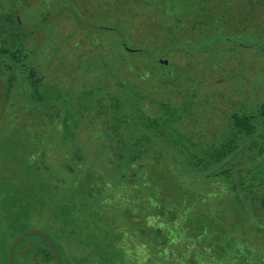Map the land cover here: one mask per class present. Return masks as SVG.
Wrapping results in <instances>:
<instances>
[{"label":"trees","instance_id":"obj_1","mask_svg":"<svg viewBox=\"0 0 264 264\" xmlns=\"http://www.w3.org/2000/svg\"><path fill=\"white\" fill-rule=\"evenodd\" d=\"M75 22L102 33L91 57L76 59L82 77L43 71L36 44H0V124L19 98L45 124L44 142L71 146L48 163L42 141L28 163L25 150L0 141V264H10L5 238L12 245L30 230L50 239L62 264H137L122 245L130 238L151 264H173L167 255L175 253L186 262L192 250L201 264H264L255 258L264 254V97L237 84L208 93L189 61L161 65L150 45L129 50L113 28ZM243 39L210 35L158 51L197 54ZM6 166L20 170L4 177ZM119 189L132 195L138 217L116 199ZM16 258L58 264L39 234L20 241Z\"/></svg>","mask_w":264,"mask_h":264},{"label":"rangeland","instance_id":"obj_2","mask_svg":"<svg viewBox=\"0 0 264 264\" xmlns=\"http://www.w3.org/2000/svg\"><path fill=\"white\" fill-rule=\"evenodd\" d=\"M26 3L31 4H24L22 0H0V44L15 46L21 40H25L28 46L36 44L34 57L44 67L43 71L51 70L66 75L68 79L70 75L84 76L76 67V59L78 56L90 58L88 47L102 33L97 30L99 28L93 29L90 35L79 29L75 20L82 17L88 23L111 27L114 32L125 35L132 50L145 49L150 45L157 50L161 65L170 63L174 66L189 61L198 72L199 88L208 93L229 90L237 84L245 87L250 96L264 97V41L257 42L264 37V0H26ZM219 34L238 40L244 37L239 43L245 46L228 44L197 54L175 51L173 55L163 57L158 51L160 47L181 42L198 43L207 36ZM110 36L117 37L113 33ZM58 57L65 61V65L56 61ZM97 75L101 73L95 72L92 77ZM68 83L70 81L66 80L65 84ZM227 93V97L232 96L237 105V98L231 91ZM15 99L11 111L6 112L1 121L0 141L6 142V150L14 149L20 155L25 150V159L31 163V154L44 142L46 126L26 104L19 98ZM9 114L12 119L6 116ZM191 125L193 129L194 125L188 123V127ZM44 143L49 149L48 163L59 161L71 151L70 145L54 146L49 139ZM6 167L4 177L10 171L20 170L19 166ZM19 172H15L18 173L15 178H19ZM126 192V189H119L116 199L121 197L120 204L138 217L133 197ZM11 240V237L5 238L4 251L9 246L11 248ZM122 245L128 254L137 258V264L152 263L149 255L142 251L144 247L139 246L134 238L127 239ZM259 254L255 258H260L262 263L264 254ZM191 255L192 258L186 262L176 253L167 256L173 264H201L194 250ZM15 261L20 264L17 258Z\"/></svg>","mask_w":264,"mask_h":264},{"label":"water","instance_id":"obj_3","mask_svg":"<svg viewBox=\"0 0 264 264\" xmlns=\"http://www.w3.org/2000/svg\"><path fill=\"white\" fill-rule=\"evenodd\" d=\"M129 50H132V49H129ZM165 64H167V62H165ZM35 234H39V235L43 236L47 240L48 244L50 245V247H51V249H52V251H53V253L55 255V258L57 260V263L58 264H62L61 261H60V259H59L58 254L56 252V249L53 246V244L50 241V239L43 232L38 231V230H30L28 232H25L24 234H22L21 236H19L15 240V242L12 244V246H11V248L9 250V260H10V264H15L14 263V259H13V254H14V250H15L16 246L20 243V241H22L24 238H26L28 236L35 235Z\"/></svg>","mask_w":264,"mask_h":264}]
</instances>
